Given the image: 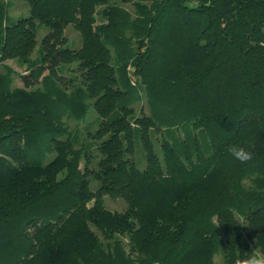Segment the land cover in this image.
Segmentation results:
<instances>
[{
	"label": "trees",
	"instance_id": "trees-1",
	"mask_svg": "<svg viewBox=\"0 0 264 264\" xmlns=\"http://www.w3.org/2000/svg\"><path fill=\"white\" fill-rule=\"evenodd\" d=\"M26 1L29 15L10 24L0 2V50L26 57L44 25L30 76L50 73L44 88L27 76L11 88L0 73V264H216L222 251L234 264L264 251V0H138L134 18L115 0ZM69 24L79 49L62 47ZM74 59L86 88L69 94L53 76ZM140 89L148 112L133 108ZM87 95L106 135L97 189L60 138L61 110L82 118ZM232 145L253 161L233 159ZM103 193L127 209H107Z\"/></svg>",
	"mask_w": 264,
	"mask_h": 264
},
{
	"label": "rangeland",
	"instance_id": "rangeland-1",
	"mask_svg": "<svg viewBox=\"0 0 264 264\" xmlns=\"http://www.w3.org/2000/svg\"><path fill=\"white\" fill-rule=\"evenodd\" d=\"M114 1V0H113ZM4 5L5 14L7 17L8 23L16 21L20 17L29 15V5L26 0H0ZM115 2L125 8L134 18L137 15V2L138 0H115ZM147 4L150 3V0L145 1ZM105 5L100 4L97 7V10L100 11ZM100 19L101 17L98 16ZM48 32V28L44 25H38L36 28L35 35V46L29 52L26 57L19 56H5L0 50V73H10L12 77L11 88L23 87L26 85L25 76L32 82L28 84L32 88L36 87H45V83H42V78L44 74L50 73V70L45 68L43 74L38 78H31L32 69L40 65V44L43 36ZM64 43L62 47H69L71 49H79L82 44V36L79 30L74 24H69L64 29ZM80 62L78 59L72 61L59 63L57 66V75L52 76L57 79V83L69 94L72 93L76 86H81L86 88V84L83 82L82 72L80 68ZM59 77V79H58ZM139 95V96H138ZM135 100L133 102V108L136 113L141 111V108L148 112V102L147 96L143 89L136 91ZM96 98L91 95H87L86 104L87 110L85 115L82 118H77L71 114V112L66 110H61V121L67 127V134L61 136V139L69 140L72 145V150L81 155L80 166L84 168L88 167V177L90 181V187L92 189H97L99 186V181L93 176V171L98 169L99 162L102 159L103 155L100 149L101 142L104 137L99 136L100 125L102 122V117L95 107ZM184 131V130H183ZM181 131V134L184 132ZM158 135H153L154 147L157 153L162 157V150L158 141ZM56 155L55 152H50L47 154V162L54 158ZM69 158L73 156V153L68 154ZM136 161L139 163V166L143 168L146 164L143 147L140 142L136 143V147L133 154ZM245 185L250 184L249 179L244 180ZM103 205L111 210L117 212H123L128 207V202L121 196H110L107 193L102 194ZM240 221H244L246 224V218L237 214V223L244 228L243 237L246 238L248 231V225H243ZM97 233L100 235V232L95 228ZM223 234V233H222ZM126 240V239H124ZM253 245V242H249ZM214 261L216 264H224L223 251L214 255Z\"/></svg>",
	"mask_w": 264,
	"mask_h": 264
},
{
	"label": "clouds",
	"instance_id": "clouds-1",
	"mask_svg": "<svg viewBox=\"0 0 264 264\" xmlns=\"http://www.w3.org/2000/svg\"><path fill=\"white\" fill-rule=\"evenodd\" d=\"M227 151L240 164H248L254 159V153L240 145L229 146ZM240 223L247 225L244 221H240ZM234 264H264V251L253 249L250 254L246 253L244 257L237 256Z\"/></svg>",
	"mask_w": 264,
	"mask_h": 264
}]
</instances>
